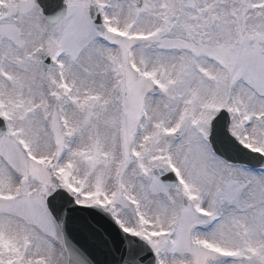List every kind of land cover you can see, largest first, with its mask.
Returning a JSON list of instances; mask_svg holds the SVG:
<instances>
[{
	"label": "snow or ice",
	"instance_id": "1",
	"mask_svg": "<svg viewBox=\"0 0 264 264\" xmlns=\"http://www.w3.org/2000/svg\"><path fill=\"white\" fill-rule=\"evenodd\" d=\"M0 264H264V0H0Z\"/></svg>",
	"mask_w": 264,
	"mask_h": 264
}]
</instances>
